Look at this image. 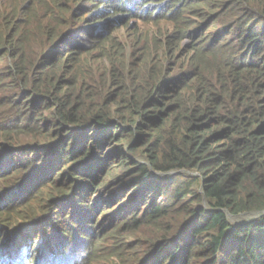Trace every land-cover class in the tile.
<instances>
[{"label":"trees","instance_id":"obj_1","mask_svg":"<svg viewBox=\"0 0 264 264\" xmlns=\"http://www.w3.org/2000/svg\"><path fill=\"white\" fill-rule=\"evenodd\" d=\"M38 217L53 264H264V0H0V264Z\"/></svg>","mask_w":264,"mask_h":264},{"label":"rangeland","instance_id":"obj_2","mask_svg":"<svg viewBox=\"0 0 264 264\" xmlns=\"http://www.w3.org/2000/svg\"><path fill=\"white\" fill-rule=\"evenodd\" d=\"M116 17V15H112V18ZM127 21L124 20L120 23V26L122 24H124L125 27L121 28L119 31L114 33V36L118 39H121L122 41L126 42V41H130L131 39H134L135 35L137 33L143 35L146 37V34L148 33H154V32H162L165 31L169 34V23H167L166 21H163V23H159V24H155V23H141L137 20H130L128 22V24L125 25ZM45 189L41 190L34 198V200H32L31 202L27 203L25 206H29V205H36L42 198L43 193ZM95 198H97V195H94ZM81 204V203H80ZM92 204L94 206L93 209H95V211L98 209V211L95 213H92V216H94L93 218V222L89 223L88 225L92 226V225H96L94 230L96 233H103L104 232V228L105 227H101L99 224L104 222V219L107 215L102 214V208L100 206H95L96 201H92ZM82 206V205H81ZM111 211V210H110ZM259 216H256L255 214H251V215H245V216H239V217H233L231 218V222L233 224L236 225H240V224H245L255 218H257ZM42 217H38L36 218V220L33 221L32 224L30 225H24L22 226V230L29 232L30 234H33V236H36V234H34L35 232L37 233V236L39 237L38 239H34L33 237H30V241L29 244H27L26 241H23L22 243V247H24V250L27 253V256L32 257L33 261L30 262L29 264H53L54 262H56L58 260V254L56 252H54V249L52 248V241H51V233L47 232L44 230L43 226H39L35 229V227L33 228V224L35 223H39L41 221ZM107 219V218H106ZM109 222L108 220L104 223ZM34 231V233H33ZM77 233V232H75ZM19 234V233H18ZM17 234V235H18ZM19 237L22 238V234L18 235ZM132 240H129V243L131 242L132 244H136V241L131 238ZM49 246L48 252H47V247ZM114 243H108V244H104L103 246L100 245V247H114ZM136 249V248H135ZM122 252V249L120 251H116V253H120ZM133 252V250H132ZM31 254V255H30ZM135 253L130 254V257H134ZM91 260V259H90ZM90 260H88V262H90ZM105 263V261L103 262ZM79 264V263H78ZM80 264H84V263H80Z\"/></svg>","mask_w":264,"mask_h":264}]
</instances>
